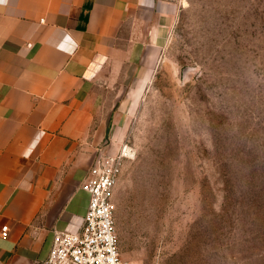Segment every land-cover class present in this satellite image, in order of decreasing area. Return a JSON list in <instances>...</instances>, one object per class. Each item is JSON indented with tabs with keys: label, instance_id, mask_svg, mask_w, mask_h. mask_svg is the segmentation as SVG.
<instances>
[{
	"label": "rangeland",
	"instance_id": "374dc122",
	"mask_svg": "<svg viewBox=\"0 0 264 264\" xmlns=\"http://www.w3.org/2000/svg\"><path fill=\"white\" fill-rule=\"evenodd\" d=\"M155 47L145 83L116 85L123 115L104 142L103 151L132 148L114 193L121 256L263 258L264 0H182Z\"/></svg>",
	"mask_w": 264,
	"mask_h": 264
},
{
	"label": "crops",
	"instance_id": "0c3cea01",
	"mask_svg": "<svg viewBox=\"0 0 264 264\" xmlns=\"http://www.w3.org/2000/svg\"><path fill=\"white\" fill-rule=\"evenodd\" d=\"M181 6L0 0V264H40L59 232L81 230L82 184L123 115L116 85L146 82Z\"/></svg>",
	"mask_w": 264,
	"mask_h": 264
},
{
	"label": "built area",
	"instance_id": "2783aa9c",
	"mask_svg": "<svg viewBox=\"0 0 264 264\" xmlns=\"http://www.w3.org/2000/svg\"><path fill=\"white\" fill-rule=\"evenodd\" d=\"M131 154L127 143L119 152L97 154L82 184L89 201L81 230L59 232L48 258L40 264H131L120 254L114 214L115 188L123 161Z\"/></svg>",
	"mask_w": 264,
	"mask_h": 264
}]
</instances>
